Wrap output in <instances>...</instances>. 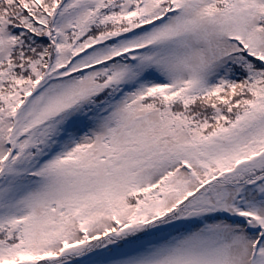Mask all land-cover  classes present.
<instances>
[{
  "label": "snow or ice",
  "instance_id": "1",
  "mask_svg": "<svg viewBox=\"0 0 264 264\" xmlns=\"http://www.w3.org/2000/svg\"><path fill=\"white\" fill-rule=\"evenodd\" d=\"M0 264H264V0H0Z\"/></svg>",
  "mask_w": 264,
  "mask_h": 264
}]
</instances>
